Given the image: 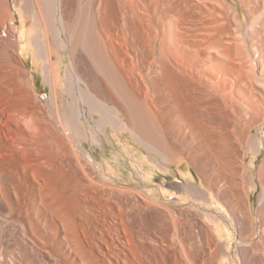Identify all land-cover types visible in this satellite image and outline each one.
Masks as SVG:
<instances>
[{"label":"bare ground","instance_id":"6f19581e","mask_svg":"<svg viewBox=\"0 0 264 264\" xmlns=\"http://www.w3.org/2000/svg\"><path fill=\"white\" fill-rule=\"evenodd\" d=\"M0 264H264V0H0Z\"/></svg>","mask_w":264,"mask_h":264},{"label":"rangeland","instance_id":"374dc122","mask_svg":"<svg viewBox=\"0 0 264 264\" xmlns=\"http://www.w3.org/2000/svg\"><path fill=\"white\" fill-rule=\"evenodd\" d=\"M28 66H29V71L31 72V74L32 75H34V77H35V79H36V82H37V86H38V88H39V93H38V95H39V97L42 99L45 95H47V93H48V88L43 84V81H42V78L40 77L41 75L40 74H38V72H37V70H36V68H35V65H33L32 64V59L30 58V59H28ZM116 143H119V142H116ZM124 143L123 142H120L119 143V150L120 151H123V153L125 154V156L126 157H128V160H127V164L129 165V168H130V170H132L131 171V173H133L134 172V170L135 171H138L140 174H139V177H141L142 175H143V167L141 166L143 163L142 162H145V160H143L146 156L144 155V153L143 152H141L140 150L138 151H136L135 152V154L133 155V154H131L130 152H128L130 149H132V148H130V147H127L125 144L123 145ZM123 146H125V148H123ZM126 148H128V149H126ZM144 155V156H143ZM130 157V158H129ZM139 157H141V158H139ZM134 158V159H133ZM143 158V159H142ZM260 158V157H259ZM130 159V160H129ZM142 159V160H141ZM99 160H100V158H99ZM140 161H142L141 162V164H139V162ZM247 161H249V157L247 158ZM129 162V163H128ZM132 162V163H131ZM136 164H135V163ZM132 164V165H131ZM138 164V165H137ZM135 165V166H134ZM133 167V168H132ZM137 167H140V168H137ZM148 168H151V166L149 165V164H147V166H145V169H148ZM134 169V170H133ZM142 174V175H141ZM141 175V176H140ZM154 175L156 176V174H155V172H154ZM159 178V179H158ZM158 178H156V181H155V185L157 186V185H160V184H165V182H166V179L165 178H163V175L161 174V177H158ZM174 178H171V180H173ZM170 180V179H169ZM255 195H256V193L255 192H252V194H251V196H252V199L253 200H255Z\"/></svg>","mask_w":264,"mask_h":264}]
</instances>
